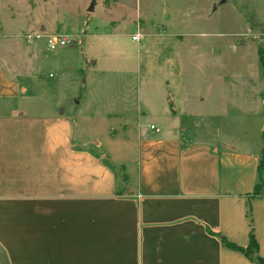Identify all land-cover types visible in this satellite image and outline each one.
Returning a JSON list of instances; mask_svg holds the SVG:
<instances>
[{"label":"rangeland","instance_id":"1","mask_svg":"<svg viewBox=\"0 0 264 264\" xmlns=\"http://www.w3.org/2000/svg\"><path fill=\"white\" fill-rule=\"evenodd\" d=\"M0 60L24 112L65 111L120 178L152 125L264 150V0H0Z\"/></svg>","mask_w":264,"mask_h":264},{"label":"crops","instance_id":"2","mask_svg":"<svg viewBox=\"0 0 264 264\" xmlns=\"http://www.w3.org/2000/svg\"><path fill=\"white\" fill-rule=\"evenodd\" d=\"M26 96L0 60V264H257L218 237L251 234L264 259V150L153 130L122 142L120 178L73 117L27 114Z\"/></svg>","mask_w":264,"mask_h":264},{"label":"trees","instance_id":"3","mask_svg":"<svg viewBox=\"0 0 264 264\" xmlns=\"http://www.w3.org/2000/svg\"><path fill=\"white\" fill-rule=\"evenodd\" d=\"M263 188H264V159H262L259 163L257 183L255 186L254 193L252 194L251 197L256 198V197L262 196ZM126 191H127V188H119L118 194L122 195L126 193ZM209 232L212 234L211 231ZM218 237L223 243V245H225L226 247L244 253L249 259L256 262L257 264H264V259L257 254L259 248H258V244H257L254 234H251L250 246L247 249H243L232 243H229L224 237H221V236H218Z\"/></svg>","mask_w":264,"mask_h":264},{"label":"built area","instance_id":"4","mask_svg":"<svg viewBox=\"0 0 264 264\" xmlns=\"http://www.w3.org/2000/svg\"><path fill=\"white\" fill-rule=\"evenodd\" d=\"M140 40V35H136L133 37V41L135 42H140ZM71 43V40L67 37L50 36L48 38V48L50 50H56L57 48L68 46ZM151 130L159 131L160 129H158L155 125H152Z\"/></svg>","mask_w":264,"mask_h":264},{"label":"water","instance_id":"5","mask_svg":"<svg viewBox=\"0 0 264 264\" xmlns=\"http://www.w3.org/2000/svg\"><path fill=\"white\" fill-rule=\"evenodd\" d=\"M90 11H92V9H90Z\"/></svg>","mask_w":264,"mask_h":264}]
</instances>
